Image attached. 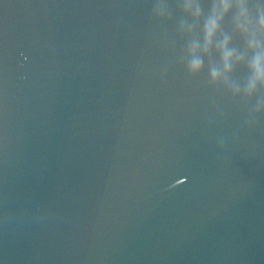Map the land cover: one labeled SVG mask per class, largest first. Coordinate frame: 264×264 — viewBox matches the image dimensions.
I'll list each match as a JSON object with an SVG mask.
<instances>
[{
	"label": "water",
	"instance_id": "obj_1",
	"mask_svg": "<svg viewBox=\"0 0 264 264\" xmlns=\"http://www.w3.org/2000/svg\"><path fill=\"white\" fill-rule=\"evenodd\" d=\"M220 4L0 0V264H264V0Z\"/></svg>",
	"mask_w": 264,
	"mask_h": 264
},
{
	"label": "clouds",
	"instance_id": "obj_2",
	"mask_svg": "<svg viewBox=\"0 0 264 264\" xmlns=\"http://www.w3.org/2000/svg\"><path fill=\"white\" fill-rule=\"evenodd\" d=\"M219 7L222 10V13H226L229 8L228 0H221V4ZM217 21H218V16L216 15L214 11L213 17L205 25L206 43L208 44L211 43L212 37L218 27ZM261 25L264 26V19L261 20ZM190 52L193 53V55L188 63V71L191 74H195L202 69L203 62L201 59L195 57L194 55L195 49H191ZM229 56H230L229 53L224 54V60H225L226 67L228 66L227 62H228ZM253 68H254L257 78L264 80V66L261 65L260 58H257V60L254 62ZM216 74H217L216 71L213 70L212 71L213 79H215Z\"/></svg>",
	"mask_w": 264,
	"mask_h": 264
}]
</instances>
